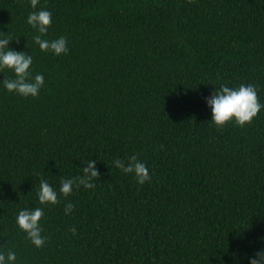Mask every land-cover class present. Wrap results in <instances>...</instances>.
<instances>
[{"label":"trees","instance_id":"trees-1","mask_svg":"<svg viewBox=\"0 0 264 264\" xmlns=\"http://www.w3.org/2000/svg\"><path fill=\"white\" fill-rule=\"evenodd\" d=\"M40 10L52 13L42 38L65 37L67 54L35 44L27 18ZM0 32L44 77L36 98L0 85V253L15 264H249L264 249V107L218 129L206 103L221 86L253 85L264 105V0H0ZM133 155L150 182L114 166ZM90 160L95 187L65 199L60 181ZM41 178L59 204H39ZM37 207L40 248L16 224Z\"/></svg>","mask_w":264,"mask_h":264},{"label":"clouds","instance_id":"clouds-1","mask_svg":"<svg viewBox=\"0 0 264 264\" xmlns=\"http://www.w3.org/2000/svg\"><path fill=\"white\" fill-rule=\"evenodd\" d=\"M194 0H189V3ZM39 0H30L33 9L36 8ZM27 23L38 33L33 37L36 45L42 52H51L56 56L68 53L67 39L63 36L48 40L42 37L46 36L48 28L52 23V13L46 10L33 11L28 15ZM3 33V32H0ZM5 34V33H4ZM19 39L15 41L18 42ZM14 40L6 34L0 38V72L5 70L14 73L13 78H4L2 85L8 92H14L23 97L36 98L39 95L41 88L44 85V77L41 74L31 75L30 67L33 63V58L25 52H17L9 48V45ZM207 106L211 109V123L218 129L225 127L231 122L239 127H244L250 124L252 120L259 114L261 108L264 107L259 101L257 91L253 85H241L238 88H230L221 86L206 100ZM96 160H90L85 163V167L81 169L82 175L65 178L60 181L59 194L65 199L72 193L73 187L79 189L83 186L85 189L95 187L94 180L100 177V173L96 168ZM114 166L120 169L125 174H134V178L139 185L145 182H150L151 177L147 166L138 160L137 156L133 155L125 162L115 159ZM39 204L57 205L60 199L57 191L49 184L48 180L41 178L39 188L37 190ZM74 205L68 202L64 206L66 215L71 214ZM44 216L42 207L35 209L21 210L16 218L18 228L24 232L31 243L37 247H42L46 238L42 236L43 229L40 226V221ZM73 235L76 234V229L72 228ZM16 254L9 251L7 255L0 253V264H15ZM249 264H264V249L256 252L254 256L249 258Z\"/></svg>","mask_w":264,"mask_h":264}]
</instances>
